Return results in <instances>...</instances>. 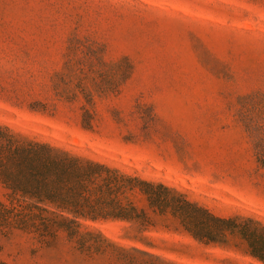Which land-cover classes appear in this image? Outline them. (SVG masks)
<instances>
[{
  "label": "rangeland",
  "instance_id": "1",
  "mask_svg": "<svg viewBox=\"0 0 264 264\" xmlns=\"http://www.w3.org/2000/svg\"><path fill=\"white\" fill-rule=\"evenodd\" d=\"M125 57L128 77L115 64ZM257 93L264 0H0V123L172 185L217 215L264 222V167L239 113ZM151 215L144 231L90 224L170 264H264L239 238L204 244L173 215ZM116 253L89 257L64 236L0 237L9 264H116Z\"/></svg>",
  "mask_w": 264,
  "mask_h": 264
},
{
  "label": "trees",
  "instance_id": "2",
  "mask_svg": "<svg viewBox=\"0 0 264 264\" xmlns=\"http://www.w3.org/2000/svg\"><path fill=\"white\" fill-rule=\"evenodd\" d=\"M80 43V38L71 39L69 51L76 52ZM115 64L123 67L127 77L131 74L133 66L126 57ZM55 87L59 88L57 84ZM239 113L254 142L256 161L264 167V93L243 97ZM91 117L85 109V127H92ZM0 183L4 188L0 237L20 232L40 244L52 245L64 236L89 257L106 254L112 248L117 252L116 264H170L172 261L160 254L117 243L90 224L120 220L144 231L154 224L153 212L173 215L204 244L239 238V244H245L247 252L264 263V222L250 216L217 215L172 185L36 139L2 123ZM141 200L146 203L141 204ZM0 264L9 263L0 257Z\"/></svg>",
  "mask_w": 264,
  "mask_h": 264
}]
</instances>
